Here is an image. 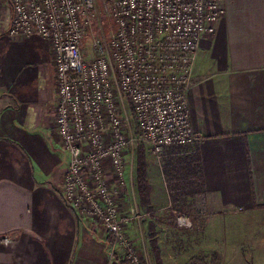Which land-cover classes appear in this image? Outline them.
<instances>
[{"label": "crops", "instance_id": "crops-1", "mask_svg": "<svg viewBox=\"0 0 264 264\" xmlns=\"http://www.w3.org/2000/svg\"><path fill=\"white\" fill-rule=\"evenodd\" d=\"M223 4L215 32L201 41L188 94L196 140L147 162L149 208L187 196L208 219L203 249L213 245L212 234L259 229L264 215V0ZM0 43V264H126L121 251L110 257L111 235L61 197L68 155L54 124L50 42L4 33Z\"/></svg>", "mask_w": 264, "mask_h": 264}, {"label": "built area", "instance_id": "built-area-1", "mask_svg": "<svg viewBox=\"0 0 264 264\" xmlns=\"http://www.w3.org/2000/svg\"><path fill=\"white\" fill-rule=\"evenodd\" d=\"M223 1L0 0V36L50 42L54 124L68 155L61 197L111 235L110 257L121 251L126 264H143L123 229L139 214L119 205L127 158L137 143L161 161L166 148L196 140L188 94L201 41L226 12ZM94 28L99 35L87 47ZM177 219L192 225L184 213Z\"/></svg>", "mask_w": 264, "mask_h": 264}, {"label": "rangeland", "instance_id": "rangeland-1", "mask_svg": "<svg viewBox=\"0 0 264 264\" xmlns=\"http://www.w3.org/2000/svg\"><path fill=\"white\" fill-rule=\"evenodd\" d=\"M93 27L96 26L93 24ZM98 35L99 30L94 28L91 33L86 36V46L90 47L91 40ZM2 45L3 43H0V48H2ZM30 47L31 45L28 44L27 48L29 49L30 58H36L37 56L32 53V49L30 52ZM26 51L27 49H25L24 55H28ZM86 53L92 56L89 49ZM141 148L144 151L146 162H148L149 158H152L153 153L148 144L139 145L137 143L135 147L131 149V155L128 156L126 162L127 181L124 187H121L119 205L122 213H131L134 210L135 214H139V219L130 222L123 229L127 237L135 243L143 264H156L153 242L161 246L159 253L164 264H221V262H224V264L261 263L262 255H264V215L261 216L260 224H263L259 229H248L251 226L248 224V227L245 228L244 233L241 235L234 233L231 235L212 234L211 239L213 245H211L210 249H203L199 237H203V235H200V232L203 227L207 225V218H205V214L201 215L194 210L195 206L186 200L187 196H184V200L183 197L179 200L175 199V201L169 198V202H167L166 205L155 209L144 206L140 201L137 187V164ZM182 213L186 214L192 220L193 224L191 227L179 224L177 215ZM213 213L214 212L208 213V218L210 219L211 217V226H218L219 224L214 221L217 219L214 218L215 214ZM244 221L250 222L251 220ZM189 228L197 229V235H191ZM241 240L243 245L235 244ZM223 245H225L227 249H223L220 254L219 249L223 248ZM255 253L260 254L259 260L254 256ZM221 255H228V257L227 259L225 257L223 261Z\"/></svg>", "mask_w": 264, "mask_h": 264}, {"label": "trees", "instance_id": "trees-1", "mask_svg": "<svg viewBox=\"0 0 264 264\" xmlns=\"http://www.w3.org/2000/svg\"><path fill=\"white\" fill-rule=\"evenodd\" d=\"M147 176H148L147 162L144 157V151L141 148L139 152L138 164H137V187H138L140 201L144 204V206H148L149 196H150V186L148 184ZM153 247H154L156 264H163L159 253L160 248L156 242L155 243L153 242Z\"/></svg>", "mask_w": 264, "mask_h": 264}]
</instances>
